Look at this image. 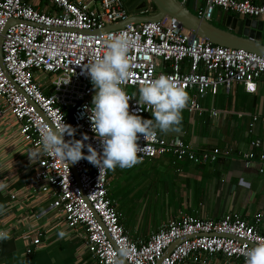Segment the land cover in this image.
<instances>
[{
    "label": "built area",
    "instance_id": "obj_1",
    "mask_svg": "<svg viewBox=\"0 0 264 264\" xmlns=\"http://www.w3.org/2000/svg\"><path fill=\"white\" fill-rule=\"evenodd\" d=\"M39 1L0 0V33L9 20L13 21L6 25L0 42V121L9 122L30 164L25 195L37 194L55 210L67 229H79L95 264H112L114 258L120 259L121 247L129 250V255L122 257L126 264H156L160 258L158 264H200L213 254L244 264L240 249L264 240V234L239 214L227 212L216 219L178 216L166 220L144 238H132L125 233L121 214L108 197L109 170L100 172L81 159L72 163L76 184L68 163L46 155L33 163L27 153L40 144L38 125L54 127L53 122L63 120L76 128V139L87 134L85 144L101 150L84 107L92 106L95 89L83 67L94 55L103 54L104 40L111 35L124 33L130 38L132 79L121 85L128 95H136L129 101L130 112L140 108V84L165 74L188 93L189 102L182 112L199 116L204 111L200 100L205 94L214 95L218 88L228 90L240 85L245 92L253 93L257 80L264 79V57L211 44L172 16L104 30L130 16L122 0H42L52 8L49 12L38 7ZM180 1L185 4L188 0ZM194 1V13L208 20L215 8L264 20V4L251 0ZM148 113L146 105L138 111L139 115ZM208 114L216 116L217 111L211 108ZM253 120L255 116L248 124V132ZM139 145L140 162L171 155L173 161L199 165L229 153L228 149H196L177 135L165 138L157 133L154 138H140ZM248 145L249 149L240 153L244 165L255 164L256 171L264 174V154L253 152L259 140L250 139ZM83 151L86 153L87 148ZM18 196L12 192L9 198ZM41 235V229L35 226L22 238L26 247L34 248Z\"/></svg>",
    "mask_w": 264,
    "mask_h": 264
},
{
    "label": "crops",
    "instance_id": "obj_2",
    "mask_svg": "<svg viewBox=\"0 0 264 264\" xmlns=\"http://www.w3.org/2000/svg\"><path fill=\"white\" fill-rule=\"evenodd\" d=\"M251 1L264 4V0ZM196 4L194 0L185 3L193 12ZM38 7L52 11L42 0ZM147 14H152V10L147 8L143 15ZM227 15L229 13L215 8L210 21L223 25ZM261 41L264 43V24ZM200 104L204 111L199 116L182 112L180 133H163L159 130L156 133L165 138L177 135L196 149H228L229 153L219 155L213 162L199 165L187 161L175 162L171 155L137 163L149 162L151 173L163 175L158 171L166 169L167 178L155 175L156 179L161 178L159 187L168 196L165 204L162 202V220L151 226H148L150 223L143 226L139 217L133 215L132 220L124 221L112 194L128 197L136 194L132 187V172L137 164L125 169L117 166L115 171H108L107 193L121 214L120 224L129 237L144 238L166 220L178 216L216 219L227 212L239 214L264 234V174L256 171L255 164L244 165L240 156L241 152L249 149L248 142L253 138L259 140V146L253 148L254 154H264V79L257 80L253 93L245 92L240 85L228 90L218 88L214 95L205 94ZM211 108L217 111L216 116H209L208 110ZM141 116L152 118L151 113ZM252 116H255V120L248 132ZM30 170L23 146L16 140L14 130L9 122L0 121V183L7 185L5 190L0 191V229L11 235V239L0 241V264H95L85 249L79 229H67L55 210L37 194L25 195ZM12 192L19 196L10 199ZM35 226L42 231L40 242L34 248L26 247L22 236ZM60 231L67 232L70 238L58 239ZM200 264L241 262L225 260L221 255L213 254L203 258Z\"/></svg>",
    "mask_w": 264,
    "mask_h": 264
},
{
    "label": "clouds",
    "instance_id": "obj_3",
    "mask_svg": "<svg viewBox=\"0 0 264 264\" xmlns=\"http://www.w3.org/2000/svg\"><path fill=\"white\" fill-rule=\"evenodd\" d=\"M130 46V38L124 33L111 35L104 40L103 54L94 55L83 67L95 89L92 106L84 107L88 109L91 130L101 150L98 151L91 143L85 144L89 139L87 134L76 139V128L63 120L53 122L54 127L38 125L40 144L36 150L27 153L31 162L35 163L46 155L73 164L86 159L100 172L104 169L115 171L117 166L121 169L130 168L140 162V138H154L157 130L163 133L182 131V111L188 105L189 96L168 75L161 74L146 83L142 82L137 98L140 108L130 112L129 101L136 95H128L121 87L132 79L128 56ZM145 105L151 112V119L138 114ZM65 136L71 139L66 140ZM85 148L86 153L83 151ZM6 188V184L0 183V191ZM57 235L58 239L70 238L64 231ZM9 239L11 235L8 231H0V241ZM240 254L244 257V264H264V240H256L251 247L240 249ZM128 255L129 250L121 247L119 256ZM112 264H123V261L114 258Z\"/></svg>",
    "mask_w": 264,
    "mask_h": 264
},
{
    "label": "water",
    "instance_id": "obj_4",
    "mask_svg": "<svg viewBox=\"0 0 264 264\" xmlns=\"http://www.w3.org/2000/svg\"><path fill=\"white\" fill-rule=\"evenodd\" d=\"M123 5L126 10L130 13V16L115 24L104 27V30L115 29L122 27L125 23H138L145 21H158L164 16L175 17L179 24L183 27L189 29L197 36L205 39L211 44L220 45L224 47L242 49L244 51L256 54L258 56L264 57V43L261 41L262 30H263V20L255 18H238L236 16L227 15L223 25L215 24L208 19L197 16L192 10H190L184 3L180 0H122ZM151 9L152 14L143 15L140 12L143 9ZM9 20L8 23H12ZM0 33V42L2 39V34L4 29ZM94 32V31H92ZM100 32V31H98ZM0 67L1 54H0ZM32 106L33 103L28 101ZM68 165L75 177L76 184H78L76 179V173L73 169L72 163L68 162ZM97 219V218H96ZM176 242L169 245V247L164 251L162 257H164L171 247ZM119 256V255H118ZM123 263L125 261L123 258ZM160 258L156 264L159 263Z\"/></svg>",
    "mask_w": 264,
    "mask_h": 264
},
{
    "label": "rangeland",
    "instance_id": "obj_5",
    "mask_svg": "<svg viewBox=\"0 0 264 264\" xmlns=\"http://www.w3.org/2000/svg\"><path fill=\"white\" fill-rule=\"evenodd\" d=\"M149 164L146 161L137 164L133 169L132 187L135 189L136 194L132 197L122 196L119 193L112 194L116 206L120 209L123 220L126 222L132 220L133 215H137L139 217L138 220L141 221L143 226L145 223H150L148 226H151L164 218L162 202L165 204L168 196L159 187L158 181L161 178L156 179L155 175L165 179L167 178V172L166 169L164 171L159 169L158 172H162L163 175L160 173H151ZM136 169H139L140 172ZM124 188L125 185L122 186V190Z\"/></svg>",
    "mask_w": 264,
    "mask_h": 264
},
{
    "label": "trees",
    "instance_id": "obj_6",
    "mask_svg": "<svg viewBox=\"0 0 264 264\" xmlns=\"http://www.w3.org/2000/svg\"><path fill=\"white\" fill-rule=\"evenodd\" d=\"M175 162H179V161H175ZM186 162V161H185ZM109 197V196H108ZM110 198V197H109ZM111 199V198H110ZM116 209V208H115Z\"/></svg>",
    "mask_w": 264,
    "mask_h": 264
}]
</instances>
